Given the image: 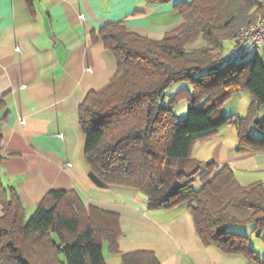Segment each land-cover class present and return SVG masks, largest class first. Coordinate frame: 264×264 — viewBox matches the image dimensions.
Returning <instances> with one entry per match:
<instances>
[{
	"label": "trees",
	"instance_id": "1",
	"mask_svg": "<svg viewBox=\"0 0 264 264\" xmlns=\"http://www.w3.org/2000/svg\"><path fill=\"white\" fill-rule=\"evenodd\" d=\"M175 6L183 21L161 38L136 33L122 20L92 32L114 54L117 69L79 106L90 177L100 186L138 188L148 209L186 203L205 245L264 263L248 236L231 227L253 223L257 235L264 232V183L242 184L229 164L193 155L196 140L211 138L228 122L235 124L238 150L264 151V61L259 51L247 56L244 49L235 58L223 52L225 40L234 46L240 26L263 8L256 0ZM180 80L191 88L168 94ZM240 91L251 95L248 113L224 114L222 105ZM182 99L187 113L180 118L175 106ZM2 158L0 140V264H58L60 254L65 264H106L103 242L118 250L119 213L86 206L75 190L53 188L26 217L15 189L2 182ZM197 178L199 188L193 186ZM120 264L160 262L152 251L136 250L123 253Z\"/></svg>",
	"mask_w": 264,
	"mask_h": 264
},
{
	"label": "crops",
	"instance_id": "2",
	"mask_svg": "<svg viewBox=\"0 0 264 264\" xmlns=\"http://www.w3.org/2000/svg\"><path fill=\"white\" fill-rule=\"evenodd\" d=\"M179 1L192 0H0L1 179L19 195L26 217L53 188L118 212V250L103 242L106 264H120L123 253L136 250L152 251L160 264H259L205 245L186 203L148 209L138 188L100 186L89 174L79 106L117 69L114 54L92 32L122 20L136 33L161 38L183 21ZM228 129L195 145L194 157L229 164L242 184L264 183V151L238 150Z\"/></svg>",
	"mask_w": 264,
	"mask_h": 264
},
{
	"label": "rangeland",
	"instance_id": "3",
	"mask_svg": "<svg viewBox=\"0 0 264 264\" xmlns=\"http://www.w3.org/2000/svg\"><path fill=\"white\" fill-rule=\"evenodd\" d=\"M233 43H234V40H232V39L225 40L224 49H223V52L225 55L228 54L229 50L233 46ZM247 53H248V54H246L247 56H253L254 50L248 49ZM259 55L261 56L262 60L264 61V47H262L259 50ZM181 88H191L189 81L180 80V81L174 82L167 89V93L173 95L177 92V90H179ZM242 93H244V94H242ZM242 93L236 92L229 100H227L222 105L221 110L224 114H237V115L245 116L248 113L250 101H251V95L247 91H244ZM175 110L178 113V115L180 116V118L184 117L187 113V100H185V99L180 100L176 104ZM228 127H229V129L227 131L226 137L229 140L232 139V141H234L236 139V141H237L236 143L238 146L239 142L237 140L238 138H237V133H236V127H235V124L233 122H228L225 125H223L221 127V130L216 135H223L225 133V129H227ZM204 141H205V139L196 140V143H195L196 147L198 148V143L202 144V142H204ZM210 144H211V142H210ZM207 156H211V155L208 154ZM206 158H208V159H203V160H211L212 159V157H206ZM193 184H194L193 186L195 188H199L201 185L199 178H197V180L194 181ZM31 215H27V217H30ZM231 227L233 228L234 231H238V232H241V233L247 235L248 240H249V244L255 249V251L257 252V255L260 258L264 259V232L261 235H257L254 231L253 223H233ZM55 239L58 240L57 237H55ZM60 259H61V263H63L64 262L63 254H60ZM61 263L59 262L58 264H61Z\"/></svg>",
	"mask_w": 264,
	"mask_h": 264
},
{
	"label": "built area",
	"instance_id": "4",
	"mask_svg": "<svg viewBox=\"0 0 264 264\" xmlns=\"http://www.w3.org/2000/svg\"><path fill=\"white\" fill-rule=\"evenodd\" d=\"M256 1L263 10L253 22L244 24L239 28L235 45L227 54L230 58H235L244 49L259 51L264 46V0Z\"/></svg>",
	"mask_w": 264,
	"mask_h": 264
}]
</instances>
